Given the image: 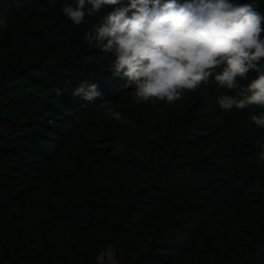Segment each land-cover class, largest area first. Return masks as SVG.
I'll return each instance as SVG.
<instances>
[{"label":"trees","instance_id":"trees-1","mask_svg":"<svg viewBox=\"0 0 264 264\" xmlns=\"http://www.w3.org/2000/svg\"><path fill=\"white\" fill-rule=\"evenodd\" d=\"M128 3L75 25L61 8L76 0H0V264H99L109 247L115 264H264V107L222 110L238 89L212 78L173 104L133 100L84 39ZM84 81L102 98L74 97Z\"/></svg>","mask_w":264,"mask_h":264},{"label":"clouds","instance_id":"clouds-1","mask_svg":"<svg viewBox=\"0 0 264 264\" xmlns=\"http://www.w3.org/2000/svg\"><path fill=\"white\" fill-rule=\"evenodd\" d=\"M121 0H76L61 11L73 24L81 25L85 16L96 15L105 5ZM90 5L91 7H87ZM264 13L256 0H129L102 17L84 39L93 41L112 54L110 70L114 77L126 78L124 88H134L133 100L164 101L173 104L186 91L195 92L212 78L221 89H238L236 95L217 97L222 110L264 107ZM5 22L0 21V25ZM250 70L257 73L246 86L239 79ZM56 95L64 89L57 88ZM91 103L102 98L97 83L84 81L72 92ZM99 108L117 122L122 114L102 102ZM264 128V115H251ZM258 159L264 162V146Z\"/></svg>","mask_w":264,"mask_h":264},{"label":"crops","instance_id":"crops-1","mask_svg":"<svg viewBox=\"0 0 264 264\" xmlns=\"http://www.w3.org/2000/svg\"><path fill=\"white\" fill-rule=\"evenodd\" d=\"M111 256V255H110ZM114 257L112 256L109 260L107 258V255L105 256V258L102 256H100L99 258V264H115V262L113 261ZM105 260H107V262H105ZM112 262V263H111Z\"/></svg>","mask_w":264,"mask_h":264},{"label":"built area","instance_id":"built-area-1","mask_svg":"<svg viewBox=\"0 0 264 264\" xmlns=\"http://www.w3.org/2000/svg\"><path fill=\"white\" fill-rule=\"evenodd\" d=\"M107 255L108 260L113 256L112 255V251H111V247L108 248V250H105L101 253V258L102 256L105 258V256ZM111 255V256H110ZM113 261L115 262V260L113 259ZM105 262H107V260H105ZM112 263V262H111Z\"/></svg>","mask_w":264,"mask_h":264}]
</instances>
